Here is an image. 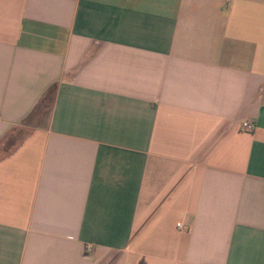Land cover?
<instances>
[{
    "label": "crops",
    "instance_id": "0c3cea01",
    "mask_svg": "<svg viewBox=\"0 0 264 264\" xmlns=\"http://www.w3.org/2000/svg\"><path fill=\"white\" fill-rule=\"evenodd\" d=\"M0 264H264V0H0Z\"/></svg>",
    "mask_w": 264,
    "mask_h": 264
},
{
    "label": "built area",
    "instance_id": "2783aa9c",
    "mask_svg": "<svg viewBox=\"0 0 264 264\" xmlns=\"http://www.w3.org/2000/svg\"><path fill=\"white\" fill-rule=\"evenodd\" d=\"M241 130L245 132H252L254 130V124L250 121H245L242 123ZM180 229H185L182 224L177 225ZM189 230V228H188Z\"/></svg>",
    "mask_w": 264,
    "mask_h": 264
}]
</instances>
